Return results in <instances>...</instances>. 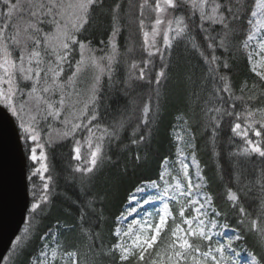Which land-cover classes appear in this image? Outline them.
<instances>
[{
	"label": "snow or ice",
	"instance_id": "6c2138e0",
	"mask_svg": "<svg viewBox=\"0 0 264 264\" xmlns=\"http://www.w3.org/2000/svg\"><path fill=\"white\" fill-rule=\"evenodd\" d=\"M245 5L246 0H153L151 3L150 0H140L138 5L133 0H115L105 13L108 0H0V107L15 120L25 143L39 141L42 124L51 129L52 121L61 123L63 131L60 136L73 140L72 159L80 162L73 171L88 176L90 180L89 174L98 171L100 165L113 162V156L109 155L113 145H117L113 155L118 157L126 140L131 145L147 142L152 117L158 115L160 107L159 90L172 72L170 58L166 57L174 48L186 50L190 47L203 57L207 65L206 87L202 94L192 76L188 75L186 86L191 87L187 91L186 103L190 110L198 108L206 118L203 129L213 145L218 141L223 131L221 125L226 120L230 131L243 139V145L232 155L236 158L238 178L246 172L251 178L246 177L248 184L244 187L238 186L236 191L229 189L227 199L238 213L237 223L244 225L248 216L242 204L245 188L251 191L254 185H259L260 220H252L251 228H257L264 239V228H258V224L264 222V168H247L252 157L264 161V106L250 103L259 98L252 91L257 88L256 84L248 89L252 95L247 99L235 95L231 80L221 71L230 69L228 60L215 54L216 49L229 52L233 35L243 33L240 51L246 55L251 71L260 82H264V33L257 28L259 20L254 23L253 19L246 18L257 17L258 12H249ZM137 7L138 16L134 15ZM255 8L264 11V0H255ZM145 9L154 13V18L146 15ZM101 14L109 15L110 35L106 43L101 41L104 47L97 49L85 33ZM122 19L127 25L135 23L143 34V43L137 48L129 33L123 54L117 43ZM147 20L152 25L151 43L150 33L146 30ZM243 20H246V26L242 25L237 31L234 22ZM161 25H166L162 43L164 51L155 41ZM193 29L198 30L204 46L211 49L208 55L202 50ZM118 66L126 68L119 76ZM85 73H91V78L87 87L81 88L79 85ZM246 88L248 85L244 83L239 90L244 92ZM114 90L131 98V111L136 114L134 123L131 116L117 118L104 106V98ZM260 95H264V90ZM237 101L240 102V111H237ZM129 125L132 137L138 138L121 135ZM249 132L258 139L249 138ZM78 133L83 134L88 147V155L84 158L81 156V141L75 139ZM172 139L174 158H162L158 179L150 180L145 188L138 189L154 190L150 193L152 199L145 198L143 203L159 202L160 207L134 224L123 222L136 209L121 212L116 217L119 223L112 230L115 242L107 248L106 254H118L119 264L130 260L132 264H238L235 251L228 256L227 250L233 248V240L239 237H230L224 243L214 238L226 235L222 229L228 225L220 223L222 213L214 207L212 196L204 191L206 180L196 159V136L185 126L183 133ZM37 147L43 149L44 145H28L30 160L46 161L43 152L37 155ZM214 154L219 156L218 152ZM135 159L139 161V156ZM190 165L196 169L194 174L190 173ZM48 170L47 164L41 163L32 175ZM40 178L44 179L43 176ZM47 180L51 181L52 177ZM43 190L42 202L50 203V196L54 193L49 192L48 183L43 184ZM170 205H175V213ZM86 207L98 221L99 214L92 204ZM40 208V203L32 204L33 213ZM169 221L173 226L169 227ZM98 226L92 217L86 219L83 211L76 224L58 222L56 232L49 231L47 238L41 237L44 244L36 264H81L79 246L66 248L63 233L79 232L86 241L85 247L92 250L102 248L96 231ZM162 233L167 234L166 242ZM21 243L22 238L18 237L16 246ZM248 255L251 264L255 257L251 253ZM261 262H264V256L256 264Z\"/></svg>",
	"mask_w": 264,
	"mask_h": 264
},
{
	"label": "trees",
	"instance_id": "16d2710c",
	"mask_svg": "<svg viewBox=\"0 0 264 264\" xmlns=\"http://www.w3.org/2000/svg\"><path fill=\"white\" fill-rule=\"evenodd\" d=\"M139 2L140 0H133V3L137 5ZM151 2L153 0H150ZM114 3L115 0H108V7L105 9V13L108 12V9ZM254 5L255 0H246L245 6L249 9V12L253 10ZM123 10L122 6L121 11L123 12ZM145 14L152 18L155 16L154 13H149L147 9H145ZM134 15H139L138 7L134 10ZM246 18H250V16ZM120 23L121 32L117 37V43L120 47V52L123 54L129 33L132 36V43L137 48L143 43V34L139 32L135 23L127 25L125 19H122ZM109 25V15L101 14L92 23V27L88 28L85 35L92 41V45L95 48L104 47L101 41L107 42L110 35ZM242 25L246 26V20L234 22L233 26L239 31ZM125 28H127V31H125ZM146 30L150 33L149 43H151L153 37L151 35L152 25L150 20L146 21ZM193 34L196 36L197 41L201 43L205 55H208L211 49H207L204 46L198 30L193 29ZM163 35L164 27L162 26L160 34L155 36L156 44L161 46V51H164L162 47ZM242 36L243 33L234 34L229 44V52L225 53L223 49H216L215 54L228 60L230 69H221V71L225 72L231 80L235 95H242L247 99L249 95H252V92L248 89H251L252 85L256 84L257 88L252 91L256 92L259 98L250 103L255 106H264V95H260L261 90H264V82H260L259 78L251 71L246 55L240 51ZM169 58L172 72L169 80L159 90L160 107L158 115L152 117L151 133L146 143L131 145L126 140L125 146L120 147L118 157L113 155L117 148V145H113L109 152V155L113 156V162H105L100 165L98 171L89 174L91 176L90 180L88 176H82L80 173L73 171V167L80 162L72 159V139H67L48 147L49 170L45 176L41 175V173L33 176L32 172L38 167L36 168L29 164L31 207L27 217L28 231L19 236L22 238V243L19 247L16 246V240L4 264H31L32 259L38 255L44 244L41 237H45L46 233L56 229L58 222L59 224H76L82 211L86 213V219L92 217L93 223H98L99 226L96 231L99 233V244L102 245V248L96 247L88 250L85 247L86 241L79 232L63 233L62 239L65 247L71 249L74 246H79L81 264H119L116 254H106L107 248L115 242L112 230L117 226L116 217L124 211L129 203L130 196L138 187L150 180L158 179L162 158H174L175 148L172 137L179 123L183 120H186L188 128L196 136V156L203 168L206 192L212 196L213 204L217 211L222 213L221 221L240 235V246L254 254L259 261L261 260V257L264 256V239H262L261 232L257 228H251L252 220H260L259 201L257 199L260 195L259 185H254L251 191L245 188L242 204L248 216L244 225L237 223L238 213L232 208L231 202L227 199L229 189L236 191L238 186L244 187L248 184L246 177L251 178L247 172L238 178L235 164L236 158L232 155L239 150L244 141L230 131L227 120L221 125L223 131L216 144L213 145L208 140V134L203 129V125L207 122L206 118L203 117L198 108L190 110L186 103L187 91L191 87V85L186 86V77L191 75L198 89L203 94V90L206 87L204 81L207 65L204 63L203 57L190 47L186 50L183 48L170 50L169 57H166V59ZM123 71H126L125 67H117L118 76ZM244 83H247L248 88L241 92L239 89ZM130 99V97L122 95L118 90H114L104 98L103 102L107 110L117 118L131 116L134 123L136 114L131 111L133 105L130 104ZM117 109H120V111L117 112ZM240 110V102L237 101V111ZM257 128H259V125H257ZM47 133L48 127L42 124V134L46 135ZM121 135L138 138L132 137L131 125ZM248 135L249 138L258 139L252 132H249ZM262 136H264V132H262ZM230 137L232 139H229ZM75 139L81 141V156L82 158L86 157L88 149L86 150L87 144L84 142L83 134L78 133ZM214 152H218L219 156L215 155ZM136 156H139V161H136ZM247 168L249 170L264 168V161L257 157H252L247 162ZM40 176H43L44 179H41ZM49 176L52 177L51 181L47 180ZM44 183H48L49 192L54 193L50 196L51 202L47 204L42 202L45 194L43 190ZM34 202L41 205V208L37 209L35 213L32 212V204ZM89 203L92 204V207L99 214L98 221L95 215L86 207ZM258 228H264V222L259 223ZM166 241L167 238H165ZM125 264H132V262L130 260L125 262ZM261 264H264V262H261Z\"/></svg>",
	"mask_w": 264,
	"mask_h": 264
},
{
	"label": "water",
	"instance_id": "95a60500",
	"mask_svg": "<svg viewBox=\"0 0 264 264\" xmlns=\"http://www.w3.org/2000/svg\"><path fill=\"white\" fill-rule=\"evenodd\" d=\"M30 208L27 159L18 126L0 107V264L22 232Z\"/></svg>",
	"mask_w": 264,
	"mask_h": 264
},
{
	"label": "rangeland",
	"instance_id": "374dc122",
	"mask_svg": "<svg viewBox=\"0 0 264 264\" xmlns=\"http://www.w3.org/2000/svg\"><path fill=\"white\" fill-rule=\"evenodd\" d=\"M253 10H256L259 15L257 17H254V18L251 17V19H253L254 23L257 20H259L260 23L257 24V28H258V30L261 33H264V11H261L260 8H255ZM162 26L164 28L166 27V25H162ZM162 26H160L161 29H162ZM253 46L254 47L256 46L255 42H253ZM97 55H100V54L97 53ZM90 78H91V73H85L84 76H83V82L79 86L81 88H86ZM84 98L86 99V96ZM51 123H52V128L51 129L48 128V133L46 135L43 136L42 133L40 132V139H39L38 142H32V141L29 140L27 143H25L27 149H28V145L29 144H31L32 146H36V143H42L44 145L43 149L37 147V155L39 156L41 154V152H43L47 156V160L46 161L38 160L36 162H33V161L30 160V157H28V162H29V164H32V166L34 164L35 167L40 168L41 163H46L47 166L49 167L48 152H47L48 151V147L50 145H55L57 143H60V142H63L65 140H67V139L61 138V136H60V133L63 131V125L61 123H59L58 121H52ZM185 126H186L185 125V121H181L180 122V127L175 130L174 135L182 134ZM49 133H50V135H49ZM48 141H51V143H49ZM87 149H88V147L86 146V150ZM201 169H202V167H201ZM195 171H196V169L193 166L190 165V173L194 174ZM202 172H203V169H202ZM41 174L43 176H45L46 172L41 171ZM173 175H175V173H173ZM170 182L171 183H175V181H171V180H170ZM142 188H145V186L142 187ZM204 191H206V183H205ZM153 192H154V190L149 188L146 191H138L137 193H135L133 195L132 200H131L127 210L136 209V211L133 212L132 215L127 217V220H125L123 222L124 224H128L130 222L134 224L136 221H140L142 218H146L148 213L153 212L154 208L160 207L159 202H157L155 204H144L143 203L145 198H148L150 200L152 199V196L150 195V193H153ZM170 207L173 208V211L175 213V205H170ZM187 214L188 213H186V215ZM220 223H223V222L220 220ZM223 224H225V223H223ZM171 226H173L172 222L169 221V227H171ZM26 229L27 228H25V230ZM25 230H24L23 234L26 233ZM222 231L224 233H226V235L214 237L215 239H219L222 243L226 242L227 239L230 238V237H236V236L239 237L238 233L234 232L229 227H226V228L222 229ZM164 236H167V234L166 233H162V238H164ZM165 238H167V237H165ZM239 241H240V237H239V239H234L233 240V248L228 249L227 250V254H228V256H231L232 252L234 250L236 255H237V257H239L238 264H249L250 257H249L248 254L251 253V252L248 251L247 249L243 248L242 246H240L239 245ZM53 246H54V244H53ZM251 255L254 256L252 253H251ZM256 261H258V259L255 257V260L251 261V264H256ZM32 264H36V259L33 260Z\"/></svg>",
	"mask_w": 264,
	"mask_h": 264
}]
</instances>
